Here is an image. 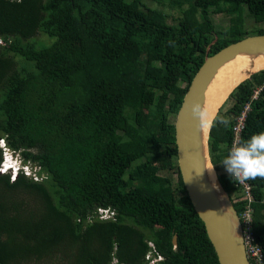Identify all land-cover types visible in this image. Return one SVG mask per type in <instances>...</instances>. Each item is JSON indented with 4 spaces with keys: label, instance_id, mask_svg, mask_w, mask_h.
Segmentation results:
<instances>
[{
    "label": "trees",
    "instance_id": "obj_1",
    "mask_svg": "<svg viewBox=\"0 0 264 264\" xmlns=\"http://www.w3.org/2000/svg\"><path fill=\"white\" fill-rule=\"evenodd\" d=\"M246 13L263 24L264 0H0V138L37 168L14 182L0 174V264H218L169 118L207 54L264 35L245 27ZM229 99L210 128V158L237 214L250 206L264 264V178L247 181V205L221 173L247 104L237 146L264 132V71Z\"/></svg>",
    "mask_w": 264,
    "mask_h": 264
},
{
    "label": "water",
    "instance_id": "obj_2",
    "mask_svg": "<svg viewBox=\"0 0 264 264\" xmlns=\"http://www.w3.org/2000/svg\"><path fill=\"white\" fill-rule=\"evenodd\" d=\"M263 59L264 35L258 34L230 44L212 56L207 54L194 75L175 118L178 171L194 212L204 225L218 264H249V261L239 215L212 166L209 153L210 128L233 91L252 76L264 71V67L255 69L254 66L255 61ZM234 61L248 65L246 78L229 91L217 109L216 116L205 124L203 114L206 93L219 71Z\"/></svg>",
    "mask_w": 264,
    "mask_h": 264
},
{
    "label": "clouds",
    "instance_id": "obj_3",
    "mask_svg": "<svg viewBox=\"0 0 264 264\" xmlns=\"http://www.w3.org/2000/svg\"><path fill=\"white\" fill-rule=\"evenodd\" d=\"M219 123L227 126L229 121L221 117ZM0 150L2 157L0 174H8L11 182H14L20 175L31 177L33 172L37 171L33 163L26 162L18 152L10 149L2 138H0ZM223 166L233 182L244 183L257 177L264 178V132L255 134L236 148L230 149L223 161ZM34 179L38 180L36 176ZM107 212L110 214L109 218L114 217L112 211L107 210ZM150 260V263H154V259Z\"/></svg>",
    "mask_w": 264,
    "mask_h": 264
},
{
    "label": "bare ground",
    "instance_id": "obj_4",
    "mask_svg": "<svg viewBox=\"0 0 264 264\" xmlns=\"http://www.w3.org/2000/svg\"><path fill=\"white\" fill-rule=\"evenodd\" d=\"M255 69L264 67V59L254 63ZM248 65L244 62L234 61L221 69L206 93L203 122L210 123L215 117L217 109L225 100L229 91L246 78L245 71ZM254 69V70H255Z\"/></svg>",
    "mask_w": 264,
    "mask_h": 264
},
{
    "label": "built area",
    "instance_id": "obj_5",
    "mask_svg": "<svg viewBox=\"0 0 264 264\" xmlns=\"http://www.w3.org/2000/svg\"><path fill=\"white\" fill-rule=\"evenodd\" d=\"M260 89L254 91L253 99H257L259 95ZM249 111V105L247 104L244 107V110L241 116L237 119L236 124L233 126V133H234V141L232 149L236 148L237 143L239 142L240 133L244 127V121L246 117V113ZM27 170V169H26ZM35 180V179H34ZM238 185L241 187V194H243V199L247 201V205H250L253 202V198L251 195V189L248 182L240 183ZM99 218L100 219H107L110 217V214L106 210L99 209ZM242 227H243V240L244 246L246 251V256L249 261V264H262V253L260 248L255 245V239L251 232V222H252V210L250 206H247L243 213L239 216Z\"/></svg>",
    "mask_w": 264,
    "mask_h": 264
},
{
    "label": "rangeland",
    "instance_id": "obj_6",
    "mask_svg": "<svg viewBox=\"0 0 264 264\" xmlns=\"http://www.w3.org/2000/svg\"><path fill=\"white\" fill-rule=\"evenodd\" d=\"M146 4H147V6L153 8V9H158V10L162 11L165 15H168L169 17H175L176 18L178 16L177 10L170 8L168 4H165L163 6H160V5H157V4H152L151 2H146ZM228 21L229 20H228L227 17L219 15V16L215 17L214 23L217 26L226 28L227 25H228ZM244 25H245V27L247 29H252L254 27H261V28L264 29V23L260 24V25L255 24L254 21H253V18L248 13L244 14ZM37 39L44 40L45 37L39 35V36H37ZM224 103H225V105H224V108L222 110V113L227 111V109L232 106L233 102H232V100H230L228 98V99H226V101ZM146 114H147V108L142 109V116H143L142 123L143 124L146 121L145 118H144L146 116ZM169 120H170V122L172 124L175 123V118L174 117L171 116L169 118ZM221 173H227V172L225 171V169H222ZM159 175L162 176V177L170 178L173 182H177V174H176V172H164V171H162V172L159 173Z\"/></svg>",
    "mask_w": 264,
    "mask_h": 264
}]
</instances>
